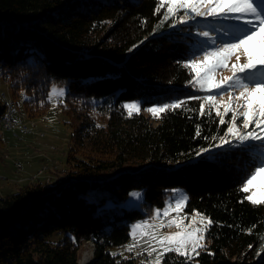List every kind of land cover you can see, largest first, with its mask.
<instances>
[{
	"label": "trees",
	"instance_id": "16d2710c",
	"mask_svg": "<svg viewBox=\"0 0 264 264\" xmlns=\"http://www.w3.org/2000/svg\"><path fill=\"white\" fill-rule=\"evenodd\" d=\"M155 8L156 0H0V82L8 84L12 105L23 90L31 98L22 99L26 114L34 116L47 109L52 82L63 84L72 127L65 166L47 161L53 180L37 177L0 193V264H78L87 242L95 248L90 264H141L133 254L113 256L112 248L176 187L189 197L185 211L213 221L207 250L190 264H264V206L238 191L259 145L213 140L226 125L214 113L200 116V101L160 119L142 111L203 92L188 84L194 73L178 63L196 55V25L172 26L171 17L157 28L166 6L158 14ZM2 96L0 119L9 107ZM129 100L142 102L131 117L122 108ZM201 149L208 151L197 156ZM136 188L143 211L125 205ZM58 231L65 237L51 241ZM162 264L184 259L167 254Z\"/></svg>",
	"mask_w": 264,
	"mask_h": 264
},
{
	"label": "snow or ice",
	"instance_id": "6c2138e0",
	"mask_svg": "<svg viewBox=\"0 0 264 264\" xmlns=\"http://www.w3.org/2000/svg\"><path fill=\"white\" fill-rule=\"evenodd\" d=\"M165 6L166 10L157 28L171 17H176L181 11L183 14L179 15L178 20L173 21L172 26L187 23L196 17H211L221 22L222 28L223 22L235 23L221 31L220 35L226 39L219 44H217L218 37H214L211 31H200L198 35L207 38L208 43L207 47L201 49L202 59L197 56L178 62L194 73L188 84L198 91L205 92V95L189 96L170 103L152 105L146 110L153 118L160 119L168 110L182 108L189 110L185 107L189 100L200 101L198 105L200 116H212L214 113L219 118V125H226L224 134L213 136V140L218 139L220 145H237L244 149H248L253 144L259 145L260 151L256 153V160L253 162L255 166L251 171L244 172L238 191L249 193L245 199L253 206H264V0H156L154 14L160 13ZM241 56L245 58L243 63H240ZM232 57H235L236 63L229 64ZM228 68L231 70V76L217 80V71ZM225 93L228 94L227 100L217 99L223 97ZM64 95L65 88L53 84L47 101L52 102L54 97ZM21 97L23 100L31 99L23 90ZM40 103L43 106L45 101ZM92 103L95 105V100ZM141 104V101L126 102L122 108L127 110V115L131 117L141 111ZM229 114H231L230 119L226 120L225 117ZM96 126L102 127L99 124ZM196 134L200 135V125L196 126ZM204 138L208 139V137ZM207 151L208 149H201L196 155L199 156ZM169 191L173 195L170 200L165 201L163 209H154L151 217L136 221L130 227L131 242L124 245V249L139 256L142 253L135 252V249L143 240L147 245L143 252H146L149 258L155 255L154 260L142 261L141 264H162L167 254L183 257L184 264H190L201 254V251H206L208 248L205 233L213 221L203 213L193 210L189 224H185L187 217H181L180 213L189 197L180 189ZM177 193L181 194L176 195ZM130 195L136 200L142 199L141 192H132ZM172 202L175 203L174 208ZM170 212H175L176 216L170 217ZM162 217L168 218L167 221L164 222ZM157 220L161 222L156 223ZM197 223L201 226L196 227ZM172 227L179 231L160 234L161 229ZM248 231L251 232L252 229ZM72 239L75 242V237ZM260 239L264 241V235ZM261 250H264V243L261 244ZM117 254L112 253L113 256ZM117 264L120 262L118 261Z\"/></svg>",
	"mask_w": 264,
	"mask_h": 264
},
{
	"label": "rangeland",
	"instance_id": "374dc122",
	"mask_svg": "<svg viewBox=\"0 0 264 264\" xmlns=\"http://www.w3.org/2000/svg\"><path fill=\"white\" fill-rule=\"evenodd\" d=\"M183 12L179 13L176 17H174V20L179 19V15H182ZM198 20V21H194ZM193 21V24L196 25V34H198L200 31H211L212 35L214 37H218L217 44H219L221 41L225 40L226 38L221 36L220 33L222 30L228 29L231 24H234L235 22L232 21H226L223 22V28L221 27V22L216 23L215 20L211 17H196ZM189 22V21H188ZM203 23V24H202ZM198 43L195 41L197 51L194 58L197 56L202 59V48L207 47V38L200 37L198 35ZM245 62V58L241 56L240 63ZM236 63L235 57H232V59L229 61V64ZM231 70L228 69H220L216 73V79H222L226 76H231ZM55 84L59 87L65 88V95L62 97H54V100L52 102L47 101V109L43 110L41 113H37L34 116H29L26 114V110L23 106V100L22 97L18 99L16 103H14L12 106H10L9 111L13 118H15L18 122L21 124L30 126L32 131L31 133L25 132V134H19L18 136L12 135V132L2 128L1 126V137L3 142L5 143L4 147H0V193H3L4 191H13L19 188L22 184H24L26 181H32L36 180V178H40L42 180L48 178L53 180L54 177V170L50 164L47 163V161L50 160V162H53L54 164H58V166L62 167L65 166L64 162L66 159V155L69 151V148L71 147V133H72V127L67 123L68 117L65 115L63 108L66 106V87L63 84H59L57 82H52L49 91L51 90L52 85ZM0 91L5 93V96H2L5 101L7 98H9L11 91L8 85L4 81L0 82ZM205 95V92L201 93V96ZM214 94V93H213ZM238 94V93H237ZM48 96V94H47ZM228 94L225 93L223 97H217V99H223L227 100ZM47 99V98H46ZM134 100H129L126 102H132ZM124 102V103H126ZM55 104V106H54ZM152 105H158V104H152ZM152 105H147L142 108V111L146 115H152L150 112H148L146 109L151 107ZM222 110V109H221ZM230 115L228 117H225L226 120L230 119ZM153 117V116H151ZM2 118V117H1ZM2 121V119H0ZM0 121V125H1ZM251 127V126H250ZM260 151V148H259ZM52 152V153H51ZM51 153V154H49ZM46 160H45V158ZM22 165L21 168L18 165ZM52 168V170H51ZM51 170V171H45V170ZM60 169V168H59ZM56 171V170H55ZM43 174V175H42ZM53 176V177H52ZM175 189L182 190L183 194H186V191L183 187H176ZM141 192L142 193V199H143V190L140 188L132 189L129 192L128 198L125 202L126 206L130 207H138L143 211V207L141 206V200H136L134 197H132L130 194L132 192ZM181 193H177L176 195H180ZM249 194V193H248ZM173 194L170 193L168 197L165 199L170 200V197ZM165 207V202L160 207H155L152 209V211L145 215L142 219H137L130 223L129 225V232L130 227L133 223L136 221H141L148 219L153 215L154 209H163ZM172 207H175V203L172 202ZM193 212H187L184 209L180 213L181 217H187L185 219L184 223L189 224ZM175 212H170V217H175ZM205 216V215H204ZM164 222L167 221L168 218L162 217ZM160 220H157L156 223H160ZM196 227H200V224H196ZM179 231V229L172 227V228H164L160 230V234H167L169 232H176ZM71 237L73 235L69 232H67ZM65 237L64 232H55L50 235L49 239L53 242H59ZM147 239V238H145ZM131 242V238L127 239L126 242H124L122 245H119L115 248H112L113 252H116L118 254L122 253L123 255H129L135 253H129L124 249V245H127ZM91 242H87L82 244L79 250V260L83 254V252L86 249H92ZM147 247L146 244H144L143 240L141 241L140 245L135 249V252H141L142 254L139 255L140 259L142 261H148L149 259L154 260L155 255L153 257L149 258L147 256L146 252H143V249ZM137 256V255H136ZM78 260V261H79Z\"/></svg>",
	"mask_w": 264,
	"mask_h": 264
},
{
	"label": "bare ground",
	"instance_id": "6f19581e",
	"mask_svg": "<svg viewBox=\"0 0 264 264\" xmlns=\"http://www.w3.org/2000/svg\"><path fill=\"white\" fill-rule=\"evenodd\" d=\"M7 103L9 105V107L12 105V101L11 98H7ZM9 107L6 110V112L2 115V118L4 117V121H1V126L9 131L12 132V135L16 136V134H25V132L27 133H31L30 131H32V129L30 128V126L21 124L20 122H18L15 118H13L10 115V111H9ZM1 118V119H2ZM19 167L17 168H21V164L18 165ZM91 256V249H86L81 258H80V262H84L85 260H87L89 257Z\"/></svg>",
	"mask_w": 264,
	"mask_h": 264
},
{
	"label": "water",
	"instance_id": "95a60500",
	"mask_svg": "<svg viewBox=\"0 0 264 264\" xmlns=\"http://www.w3.org/2000/svg\"><path fill=\"white\" fill-rule=\"evenodd\" d=\"M91 244L93 246V243H91ZM94 251H95V248L93 246L92 249H91V256L87 260H85L84 262H80V260H79L78 264H90L92 259H93Z\"/></svg>",
	"mask_w": 264,
	"mask_h": 264
},
{
	"label": "built area",
	"instance_id": "2783aa9c",
	"mask_svg": "<svg viewBox=\"0 0 264 264\" xmlns=\"http://www.w3.org/2000/svg\"><path fill=\"white\" fill-rule=\"evenodd\" d=\"M2 120L4 121V117L2 118ZM16 136H18V134H16Z\"/></svg>",
	"mask_w": 264,
	"mask_h": 264
},
{
	"label": "crops",
	"instance_id": "0c3cea01",
	"mask_svg": "<svg viewBox=\"0 0 264 264\" xmlns=\"http://www.w3.org/2000/svg\"><path fill=\"white\" fill-rule=\"evenodd\" d=\"M6 85H8V84H6ZM10 97V96H9ZM11 115V114H10ZM52 153V152H51ZM51 153H49V154H51Z\"/></svg>",
	"mask_w": 264,
	"mask_h": 264
}]
</instances>
